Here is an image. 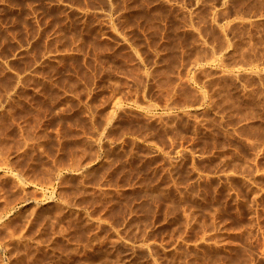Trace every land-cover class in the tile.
<instances>
[{
  "label": "rangeland",
  "instance_id": "374dc122",
  "mask_svg": "<svg viewBox=\"0 0 264 264\" xmlns=\"http://www.w3.org/2000/svg\"><path fill=\"white\" fill-rule=\"evenodd\" d=\"M263 73L264 0H0V264H264Z\"/></svg>",
  "mask_w": 264,
  "mask_h": 264
},
{
  "label": "crops",
  "instance_id": "0c3cea01",
  "mask_svg": "<svg viewBox=\"0 0 264 264\" xmlns=\"http://www.w3.org/2000/svg\"><path fill=\"white\" fill-rule=\"evenodd\" d=\"M248 86L247 94L252 87L253 96L256 98V104L252 116L249 114L250 107L247 105L245 140L247 145H255L257 149H259V147H264V73L253 76L252 85Z\"/></svg>",
  "mask_w": 264,
  "mask_h": 264
}]
</instances>
